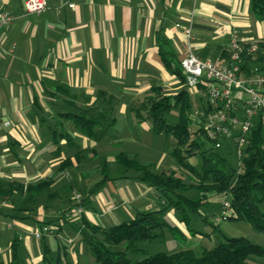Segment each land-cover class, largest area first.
<instances>
[{
    "label": "crops",
    "instance_id": "crops-1",
    "mask_svg": "<svg viewBox=\"0 0 264 264\" xmlns=\"http://www.w3.org/2000/svg\"><path fill=\"white\" fill-rule=\"evenodd\" d=\"M47 1L44 12L27 14L25 0H0L15 16L14 22L0 31V179L26 185L53 180L38 198L29 194L16 197L10 209L2 205L4 199L0 202L1 214L16 227L15 233L10 234L8 250L0 246V264L11 263L12 243L16 238L22 264H49L44 259L43 242L49 247L51 257H61L62 264H96L82 240L81 229L86 228V221L109 228L133 219L139 212L159 210L167 202L158 190L136 179L139 173L131 169L105 181L84 202L83 214L76 212L78 202L72 201L65 187L66 183L69 187L72 184L64 180L70 171L61 168L62 161L68 158L65 156L68 143L64 138L55 143L51 132L61 120L60 113L67 110L63 101L70 97L69 92L73 97L83 91L85 96L96 98L97 92L110 87L136 91L142 83L178 80L162 61L160 33L170 42L165 47H171L182 61L188 51L183 26H191L194 52L204 58L225 60L231 33L239 30L246 41L259 40L264 38V20L252 11L251 0ZM122 83L126 87L119 85ZM36 95L53 121L42 123L35 114ZM120 113L126 114L125 108ZM135 115L137 119L131 115L130 123H125L120 152L153 164L159 170L169 169L162 165L170 152L159 151L160 156L155 160L149 157V145L143 148L147 146L143 142V130H152V123L141 121L136 111ZM117 120L109 126L121 122ZM62 122L67 130L65 120ZM78 131L81 134L69 132L74 139L81 140L83 147H93L95 138ZM170 139L173 145L175 140ZM72 155H69L72 166H79ZM85 158L89 160L90 156ZM82 168L79 167L78 186L87 195L103 174L95 178L87 167ZM173 169L182 168L178 165ZM218 196L210 197L209 205ZM205 210L202 209L204 215ZM165 216L187 237L185 243L190 248L195 244L193 241L201 243L209 236L200 229H197L200 233L193 235L174 208L168 209ZM47 221H54L58 234L38 239L34 231ZM167 238L176 241L170 234Z\"/></svg>",
    "mask_w": 264,
    "mask_h": 264
},
{
    "label": "trees",
    "instance_id": "trees-1",
    "mask_svg": "<svg viewBox=\"0 0 264 264\" xmlns=\"http://www.w3.org/2000/svg\"><path fill=\"white\" fill-rule=\"evenodd\" d=\"M251 9L260 20H264V0H251ZM158 41L165 68L178 77L184 86L176 94H164L160 87H154L152 90L156 94L149 95L140 107L135 108V111L140 119L145 117L143 111L147 112V118L151 120L154 132L168 134L174 138L173 156L180 167L193 175L196 181H186L175 169L154 171L153 164L143 163L137 157L130 158L125 152H119L116 157L123 171L136 170L139 175L135 178L158 190L167 204L159 210L139 212L133 219L117 223L109 228L86 221V228L81 229L82 240L88 245L98 264H252L250 258L254 255L262 257L263 260L259 264H264V245L255 243L245 236H225L224 240H220L214 247L204 248L201 251L187 247L173 252L164 250L152 252L144 246L145 242L165 238L167 234L185 242L187 237L165 216L170 208H174L180 214L193 235L200 233L191 225L192 218L197 215L203 221L210 222L208 218L202 217V209L209 204V199L214 194L229 196L233 207V213L229 219L247 220L256 230L264 233V148L262 145L264 125L262 119L254 127L247 144L245 168L243 172L238 173L234 151L236 139L222 140L223 145L216 146V138L204 129V117L200 112L201 109L206 111L208 109L205 97L200 95L201 109L196 120L198 127L193 128L194 121L190 116L194 108L193 94L186 86V75L181 60L171 47H165V44L170 46V42L162 33L158 35ZM259 42L264 47V38L259 39ZM260 59L263 57L251 58L248 64L258 62ZM61 88L69 92L64 86ZM69 95L73 97L70 92ZM63 102L67 110L60 113L61 120H58L57 125L51 128L55 143H59L64 138L68 145H75V139L69 131L65 130L63 120H70L90 138L98 136V128L105 125L113 126L116 122V118L110 119L106 111L96 115L91 113L88 107L79 105L70 98ZM34 107L40 121L47 122L49 114L37 95L34 97ZM177 108L180 109V117L177 121H173L169 115ZM81 152L79 150L75 154L78 161L82 158ZM198 154L202 159L200 168L190 160ZM72 165L73 161L71 157H68L61 164V168L65 169ZM101 170L103 178L89 189V193L83 197L81 204H84L89 196L97 193L105 181L115 178L107 158L102 160ZM52 182L50 178L26 185L17 180L0 179V197H19L29 194L38 198ZM192 191L199 192L200 195L192 196ZM45 223L56 226L54 221ZM43 224L40 223L39 226ZM43 251L44 259L49 264H62L61 257L52 259L50 249L45 242H43ZM130 253L145 256L135 258L131 257ZM22 258L20 243L16 238L12 243L10 264H22Z\"/></svg>",
    "mask_w": 264,
    "mask_h": 264
},
{
    "label": "rangeland",
    "instance_id": "rangeland-1",
    "mask_svg": "<svg viewBox=\"0 0 264 264\" xmlns=\"http://www.w3.org/2000/svg\"><path fill=\"white\" fill-rule=\"evenodd\" d=\"M120 86H125L123 83L119 84ZM160 85V86H158ZM144 86H147V88H144ZM183 83L178 79H163L162 81H150L146 83H142L141 86H137L139 89H136V91L131 89L124 88H118L115 87L114 89L110 87V89L107 91H101L97 92L96 98H91V96H85L83 91L77 92L79 95L76 97H69L72 100H76L81 105H84L88 107L89 111L93 114L98 115L100 111H108L110 119L118 118L121 119V122L116 124V126L111 127L109 125L102 126L98 128V136L95 137L94 145L93 147H83L81 144V140L78 141L75 139V145H68L66 144V157H69V155H72L75 157V154L81 150V160H79V166L73 167L69 166L67 169L70 171L65 175V181L71 182V186L69 187V183L65 184L66 190L68 192V196L72 197V201L78 202V206H82L81 201L83 197L86 195L83 188H80L78 186V180H79V167L83 166L84 168L87 167V171H92L95 175V178L97 175H101L102 173V160L104 158H108L110 160V167L112 171V175H120L123 171L122 165L117 161V154L120 152L121 148L123 147V131H125V123L129 122L131 120V115L135 116V111L133 109L140 107V105L145 101L149 95H155L154 91L152 90L154 87H160L162 89V92L164 94H176L183 88ZM193 101V110L190 112V116L192 117L194 121L193 128L196 129L198 127V124H196V120L199 117V112L201 109V102L199 100V95H193L192 96ZM130 107L133 109H130ZM125 108L126 114L120 113L121 110ZM57 109V108H56ZM53 110V108H52ZM132 110V112H131ZM144 113V119L141 121L149 122L151 124V120L147 118L146 111H143ZM48 121H53L54 118L50 117L51 114L48 113ZM56 116V115H54ZM170 119L173 121H177L180 117V109H174L170 115ZM116 118V120H117ZM126 118V119H125ZM137 119V118H136ZM117 120V121H118ZM67 125V130L72 131V133H80L78 129L75 127V125L70 120H65ZM138 123V122H136ZM127 125V124H126ZM143 148L148 147L151 151L149 154V157H152L153 159L157 160V158L160 156L159 151H163L165 153L170 152L169 159L165 161L163 167L167 168H175L176 166H180L179 162L176 160V158L173 156L172 151L175 147V142L171 143L170 137L171 135L164 134V133H156L152 130H147L144 128L143 130ZM81 134V133H80ZM86 136V135H85ZM77 137V136H75ZM197 137V136H195ZM147 151V150H146ZM144 151V152H146ZM72 153V154H71ZM89 155L90 159L86 160L84 159V156ZM83 159V160H82ZM85 160V161H84ZM191 162L194 163L198 168L201 166V156L198 154L196 156H193L191 159ZM65 161V160H64ZM63 164V161H62ZM82 168V169H84ZM154 171H159V169L153 165ZM176 170V169H175ZM73 177H71V175ZM179 175L183 176L186 181H196L195 177L191 174H189L187 171L180 169L178 170ZM71 180V181H70ZM77 195H80V198L77 197ZM192 196H198L200 195L199 192L192 191ZM215 196L212 195L211 197ZM2 199L5 200L4 206L7 208H11V205L16 201V197H0V202ZM217 201H214V204L206 205L204 213L202 217H206L210 220V222H205L202 220L201 217L195 215L192 218L191 225L196 228L200 229L205 233H208V237H206L205 240H203L201 243H197L196 241H193L195 243L193 245V249L201 251L204 248H212L215 245L218 244L220 240H224L225 236H245L252 240L255 243L264 245V233L256 230L252 223H250L247 220H235V219H228L226 221H222L221 223H217L215 221V217L219 216L221 213L220 206L222 208V202L224 200V194H219V196L216 198ZM221 202V203H220ZM210 206V207H209ZM75 208V210L77 209ZM210 211H209V209ZM219 207V210L217 208ZM210 213H209V212ZM84 212V211H83ZM80 213V214H83ZM30 222H34V220H30ZM216 226V227H215ZM16 230V227L14 226V222L7 218L6 216L2 215L0 212V246L2 248L9 247L10 240V234H14ZM206 235V236H207ZM169 238H159L154 241H147L145 242V247L148 249H151L152 252L157 251H169L173 252L182 248H187L189 245L181 240H168ZM147 243H149L147 245ZM203 244V245H202ZM91 253V251H90ZM91 255H93L91 253ZM52 256V255H51ZM131 257L135 258H143L145 255L139 254L136 255L134 253H130ZM57 255H53L52 259H56ZM263 260L262 257L259 256H251L250 262L252 264H259ZM96 264H98L96 262Z\"/></svg>",
    "mask_w": 264,
    "mask_h": 264
},
{
    "label": "built area",
    "instance_id": "built-area-1",
    "mask_svg": "<svg viewBox=\"0 0 264 264\" xmlns=\"http://www.w3.org/2000/svg\"><path fill=\"white\" fill-rule=\"evenodd\" d=\"M47 8V0H25L27 14H40ZM14 20L12 12L0 2V31L8 28ZM183 30L188 39V51L181 61L186 86L193 95L205 97L208 110L201 109L200 113L204 117V129L217 140L216 146L221 147L222 140L236 139L234 151L238 173H241L245 168L246 147L252 131L260 119L264 125V47L259 40L246 41L239 30H234L225 60L204 58L193 50L191 26H183ZM258 57L263 59L248 64L251 58ZM262 145L264 148V139ZM83 211L81 205L76 209L78 214ZM232 213L231 200L224 194L221 213L214 219L221 223ZM34 234L43 239L57 235L58 228L43 224L35 229Z\"/></svg>",
    "mask_w": 264,
    "mask_h": 264
}]
</instances>
